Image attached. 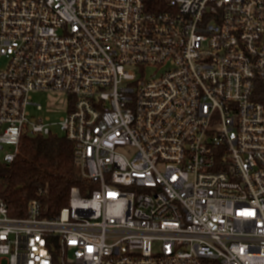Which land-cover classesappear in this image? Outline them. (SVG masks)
<instances>
[{
    "label": "built area",
    "instance_id": "2783aa9c",
    "mask_svg": "<svg viewBox=\"0 0 264 264\" xmlns=\"http://www.w3.org/2000/svg\"><path fill=\"white\" fill-rule=\"evenodd\" d=\"M53 127L90 185L0 264H264V0H0V161Z\"/></svg>",
    "mask_w": 264,
    "mask_h": 264
},
{
    "label": "trees",
    "instance_id": "16d2710c",
    "mask_svg": "<svg viewBox=\"0 0 264 264\" xmlns=\"http://www.w3.org/2000/svg\"><path fill=\"white\" fill-rule=\"evenodd\" d=\"M74 156L72 142L63 136L22 137L15 160L0 161V197L10 216H26L28 204L40 200L44 217H56L69 205L72 188L85 192L90 182Z\"/></svg>",
    "mask_w": 264,
    "mask_h": 264
},
{
    "label": "rangeland",
    "instance_id": "374dc122",
    "mask_svg": "<svg viewBox=\"0 0 264 264\" xmlns=\"http://www.w3.org/2000/svg\"><path fill=\"white\" fill-rule=\"evenodd\" d=\"M32 102L40 104L43 107L42 111H37L35 107H30L31 113L35 116L44 118H50L51 121H58L61 117L65 116L68 111V96L59 92H41L34 93L31 96ZM54 133H58L60 136V130L58 127H53ZM11 149L10 146H5L0 151V158H2Z\"/></svg>",
    "mask_w": 264,
    "mask_h": 264
}]
</instances>
